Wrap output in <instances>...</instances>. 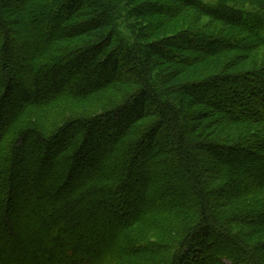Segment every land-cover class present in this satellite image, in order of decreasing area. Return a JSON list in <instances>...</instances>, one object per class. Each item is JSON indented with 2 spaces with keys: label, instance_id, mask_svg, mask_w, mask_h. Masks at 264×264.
<instances>
[{
  "label": "trees",
  "instance_id": "obj_1",
  "mask_svg": "<svg viewBox=\"0 0 264 264\" xmlns=\"http://www.w3.org/2000/svg\"><path fill=\"white\" fill-rule=\"evenodd\" d=\"M130 2L0 0V264H264V0Z\"/></svg>",
  "mask_w": 264,
  "mask_h": 264
},
{
  "label": "rangeland",
  "instance_id": "obj_2",
  "mask_svg": "<svg viewBox=\"0 0 264 264\" xmlns=\"http://www.w3.org/2000/svg\"><path fill=\"white\" fill-rule=\"evenodd\" d=\"M130 1L131 2L129 3L128 8H131L134 5H140V6L143 5L144 6V5H147L149 3H156V4L163 3L165 0H130ZM203 1L207 2V3H214L217 0H203ZM245 8L248 10H254L255 9L248 2L245 3ZM134 21L140 30H143V28L145 29L148 26L151 27L152 29L148 30V31H149V33L151 32V34H149V35L152 36L151 37L152 39H158L162 36L172 35V34L180 32L182 30H185L189 27L194 26V24L192 23V20L188 16V14L181 15L180 17H177V18H171V17L163 16V15H147L144 18L134 19ZM206 23H207V20L203 19L201 22V25L199 27V29H201L202 32L210 34L214 31L216 32V30H218L216 35H219L221 27L216 26L217 27L216 28L215 26L214 27L209 26V29L207 30L206 27L208 26V24L206 26ZM123 29L128 32V30H126V28L123 27ZM231 30L233 32V33L230 32L231 37H239V39H244L246 37H249L248 34L242 32L241 30L229 29V31H231ZM146 32H147V30H146ZM255 49H256V51L253 54V56L259 60L264 59V45H260L259 47H256Z\"/></svg>",
  "mask_w": 264,
  "mask_h": 264
}]
</instances>
